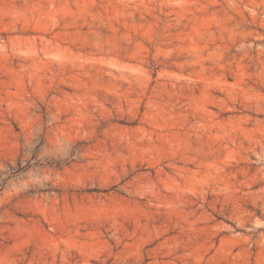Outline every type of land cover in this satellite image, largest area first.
<instances>
[{
    "label": "rangeland",
    "instance_id": "obj_1",
    "mask_svg": "<svg viewBox=\"0 0 264 264\" xmlns=\"http://www.w3.org/2000/svg\"><path fill=\"white\" fill-rule=\"evenodd\" d=\"M0 264H264V0H0Z\"/></svg>",
    "mask_w": 264,
    "mask_h": 264
}]
</instances>
